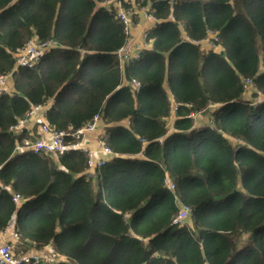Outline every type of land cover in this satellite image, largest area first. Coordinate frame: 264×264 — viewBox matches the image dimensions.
<instances>
[{
  "label": "trees",
  "instance_id": "1",
  "mask_svg": "<svg viewBox=\"0 0 264 264\" xmlns=\"http://www.w3.org/2000/svg\"><path fill=\"white\" fill-rule=\"evenodd\" d=\"M103 1L0 0V75L12 84L0 95V232L13 222L14 256L264 264V0H149L158 20L122 64L128 38ZM49 40L13 69L28 42ZM49 101L46 123L67 145L99 117L112 152L101 167L73 148L34 155L36 138L10 128Z\"/></svg>",
  "mask_w": 264,
  "mask_h": 264
},
{
  "label": "built area",
  "instance_id": "2",
  "mask_svg": "<svg viewBox=\"0 0 264 264\" xmlns=\"http://www.w3.org/2000/svg\"><path fill=\"white\" fill-rule=\"evenodd\" d=\"M136 6V10L139 14V17L143 20V23L139 27L131 26V21L129 15L131 13V7ZM101 6L104 7L107 11L113 8L115 16L123 23L124 33L127 36L126 43L118 49L114 54L122 64L124 61H128L130 58L139 55L141 49L143 48V42L147 35L146 28L153 25L158 19L154 16L153 11L150 9L149 4L138 5L137 0H104L101 3ZM173 20V17H170ZM134 29L138 34H133ZM132 31V32H131ZM134 35H140V38H135ZM50 42H42L39 44L28 43L26 46L19 50L18 56L16 58L17 66H27L31 67L37 60L38 48H43L46 45H49ZM10 75L1 74L0 75V95L7 90L8 82ZM135 85H138L135 83ZM37 111H39L38 106H34L29 112L26 113L25 117L20 119L15 125L11 126V129H19L27 121L28 118L33 116ZM99 117L96 115L93 117L92 121L75 131L73 134L79 136L81 141L86 136L87 133L94 130L96 123L98 122ZM44 137L39 138L30 145V150L34 155L38 154H49V153H61L67 148H73L80 150L87 154L88 157V166L91 168L101 167L105 160L104 158H99L98 153L110 155L111 150L101 145L100 150L97 152H91L85 148L81 142H75L72 145H67L65 142V132L59 130H52L46 124L42 125ZM165 184L170 190L174 189V184L168 179H165ZM20 196L15 195L13 200L18 201ZM190 214L189 206H183L178 214L176 215L174 222L183 223ZM13 223V222H12ZM13 226V224L11 225ZM15 236V235H14ZM55 258V252L53 248H48L43 250L40 253H29L21 257H15L11 244L6 241H0V264H22V263H31L38 264L43 261L52 263Z\"/></svg>",
  "mask_w": 264,
  "mask_h": 264
},
{
  "label": "crops",
  "instance_id": "3",
  "mask_svg": "<svg viewBox=\"0 0 264 264\" xmlns=\"http://www.w3.org/2000/svg\"><path fill=\"white\" fill-rule=\"evenodd\" d=\"M133 29H134V27L132 28V30ZM136 34H138V30L136 31ZM134 37L135 38H140V35H134ZM45 42H50V44L49 45H46L43 48H48V47H50L53 44L52 40L45 41ZM28 43H31V42H28ZM32 44H34V43H32ZM43 48H40V47L38 48V54H39V52ZM17 67L18 66L16 65V61H15V65H14L13 69L16 70ZM21 67H24V66H21ZM11 89H12V84H11V80L9 79L8 86H7V90L3 94H5L7 92H8L7 94H9L10 91H11ZM3 94H1V95H3ZM49 105H50V101L45 106L33 105L32 108L34 106H38L39 107V111H37L33 116H31L30 118H28L27 121L25 122V124H23L21 128H19V129H12V130L14 132H18V131H21L24 128L25 129V133L28 136H33V137L36 138L33 142H35L39 138L44 137L45 134H43L42 125L43 124H46L48 126V124L46 123L45 118H46V111L49 108ZM30 110H28L27 112H29ZM26 113H25V115H26ZM25 115L22 118H24ZM22 118H20V119H22ZM98 122L96 123L94 130L91 131V132H89V133H87L86 136L82 139L83 144L85 145V148L87 150L91 151V152H97V151L100 150V147H101L100 146L101 144L99 142V140H100L99 137H100V135L102 133L103 125H102V123L99 124ZM97 125H98V127H97ZM97 155H98L99 158H104V159H107V158H109L111 156V155L102 154V153H98ZM87 161H88V157H87ZM12 224L13 223L11 222V224L4 231L0 232V241H6V242H8L12 237H14L13 226H11Z\"/></svg>",
  "mask_w": 264,
  "mask_h": 264
},
{
  "label": "rangeland",
  "instance_id": "4",
  "mask_svg": "<svg viewBox=\"0 0 264 264\" xmlns=\"http://www.w3.org/2000/svg\"><path fill=\"white\" fill-rule=\"evenodd\" d=\"M143 0H139V2H142ZM130 6V5H129ZM131 7V6H130ZM137 8H136V6H133V7H131V13H133V11H135ZM131 13H130V15H131ZM129 15V16H130ZM138 19H139V16H138ZM137 19V20H138ZM138 22V21H137ZM137 22L136 23H134L133 24V26L134 27H139V25L137 24ZM133 34H136V30L134 29L133 30ZM209 41V42H208ZM203 43H205V45H203L204 47H206V48H213V45H214V43L213 42H211L210 40H209V38H207L206 39V41L205 42H203ZM247 83L249 84L250 82H248L247 81ZM250 91H247V93H249ZM207 114V113H206ZM199 119H201L203 122H207L208 121V118H206V116H202V118L201 117H198L196 120H199Z\"/></svg>",
  "mask_w": 264,
  "mask_h": 264
},
{
  "label": "clouds",
  "instance_id": "5",
  "mask_svg": "<svg viewBox=\"0 0 264 264\" xmlns=\"http://www.w3.org/2000/svg\"><path fill=\"white\" fill-rule=\"evenodd\" d=\"M143 1H144V0H143ZM145 2H146V4H149V5H150L149 0H145ZM134 84H135V82H134Z\"/></svg>",
  "mask_w": 264,
  "mask_h": 264
}]
</instances>
